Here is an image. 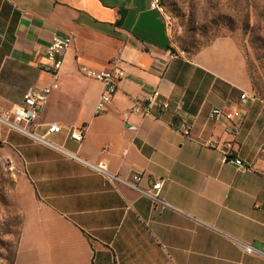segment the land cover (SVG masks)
<instances>
[{
  "label": "crops",
  "instance_id": "1",
  "mask_svg": "<svg viewBox=\"0 0 264 264\" xmlns=\"http://www.w3.org/2000/svg\"><path fill=\"white\" fill-rule=\"evenodd\" d=\"M53 35H70L72 43L38 123L61 126L65 149L112 175L142 173L143 189L161 180L169 207L49 148L30 149L0 125V146L17 158L36 231L56 239L50 264H91L93 243L118 255L127 241L129 261L117 264H264L237 244L264 246V101L241 104L231 131L208 118L213 107L251 91L234 41L222 37L193 55L176 54L149 0H0V111L21 104L29 87L51 82L43 65ZM81 66L124 72L101 115L94 110L103 84L83 77ZM152 89L167 109L133 115L136 129H127L122 114ZM62 108L78 112L66 119ZM183 122L191 126L188 137ZM70 126L85 127L81 144L68 138ZM24 232L27 226L21 239Z\"/></svg>",
  "mask_w": 264,
  "mask_h": 264
},
{
  "label": "rangeland",
  "instance_id": "2",
  "mask_svg": "<svg viewBox=\"0 0 264 264\" xmlns=\"http://www.w3.org/2000/svg\"><path fill=\"white\" fill-rule=\"evenodd\" d=\"M163 5L172 51L190 56L218 38H231L242 52L250 93L264 101V0H163ZM59 112L70 119L78 108H62ZM47 114L52 115L53 111L48 110ZM4 130L27 143L30 149L46 147ZM59 135L49 137V141L67 148L57 138ZM17 164L15 155L0 146V264H50L48 251L56 239L40 237L44 235L36 231L39 224L32 206L27 205L29 192L15 171ZM25 226L27 232L21 239ZM133 229L142 233L139 227ZM93 249L97 254L95 264H117L130 258L128 241L123 243L118 255L114 247L106 245L93 243Z\"/></svg>",
  "mask_w": 264,
  "mask_h": 264
},
{
  "label": "built area",
  "instance_id": "3",
  "mask_svg": "<svg viewBox=\"0 0 264 264\" xmlns=\"http://www.w3.org/2000/svg\"><path fill=\"white\" fill-rule=\"evenodd\" d=\"M149 9L157 12L163 18L166 17L163 0H149ZM72 37L70 35L58 36L53 35L50 43L45 49L46 63L43 68L49 73L51 82L42 87L31 86L27 89L22 103L14 105L8 109L0 111V125L9 131H14L20 135L26 136L42 144L49 149L56 151L66 159L85 165L91 171L102 175L113 183L133 190L138 195L147 197L155 207H169L161 197L163 183L161 180L153 182L150 186L143 189L140 183L143 178L142 173H133L129 179H121L117 175H112L107 171L104 164H91L81 159L76 153L65 149L61 145L49 141V137L59 134L62 127L56 123L40 124L38 119L42 108L47 103L49 96L59 89V72L62 66L63 56L70 48ZM80 73L83 77L100 82L103 84V91L96 102L94 114H103L111 104L115 93L117 92L118 83L122 80L124 72L119 68L95 69L89 66H81ZM260 100L256 94L242 92L239 101L226 108L213 107L208 115L211 122L215 124L224 123L229 131L234 128V121L241 118V104L255 102ZM168 107V103L162 99L161 93L157 89H152L145 93L142 103L135 102L127 111L122 114V121L127 129L135 130L136 127L129 123L131 116L141 118L152 116L154 113H162ZM68 138L76 144H81L85 127L70 126L66 127ZM191 126L186 122L181 124V133L184 137L190 135ZM237 168H243V164L238 159H233ZM246 255H257L264 259V246L256 248L247 243H237Z\"/></svg>",
  "mask_w": 264,
  "mask_h": 264
},
{
  "label": "water",
  "instance_id": "4",
  "mask_svg": "<svg viewBox=\"0 0 264 264\" xmlns=\"http://www.w3.org/2000/svg\"><path fill=\"white\" fill-rule=\"evenodd\" d=\"M124 16H125V13H124V11H121V12H120V17H121V19H120V21H118L119 23H121V22H122V20H123Z\"/></svg>",
  "mask_w": 264,
  "mask_h": 264
},
{
  "label": "trees",
  "instance_id": "5",
  "mask_svg": "<svg viewBox=\"0 0 264 264\" xmlns=\"http://www.w3.org/2000/svg\"><path fill=\"white\" fill-rule=\"evenodd\" d=\"M96 255H97V254H96V253H94V255H93V259H92V262H91V264H95V259H96L95 257H96Z\"/></svg>",
  "mask_w": 264,
  "mask_h": 264
}]
</instances>
